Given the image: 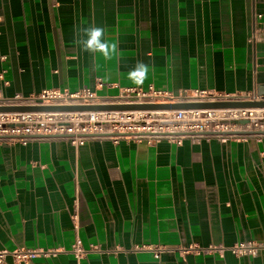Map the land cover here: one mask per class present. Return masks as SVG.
<instances>
[{
    "label": "crops",
    "instance_id": "1",
    "mask_svg": "<svg viewBox=\"0 0 264 264\" xmlns=\"http://www.w3.org/2000/svg\"><path fill=\"white\" fill-rule=\"evenodd\" d=\"M88 26L118 45L111 59L75 43ZM263 66L264 0H0V102L52 88L100 102L151 86L257 93ZM241 241L264 242V136L0 139L6 264H264V248L230 250Z\"/></svg>",
    "mask_w": 264,
    "mask_h": 264
},
{
    "label": "built area",
    "instance_id": "2",
    "mask_svg": "<svg viewBox=\"0 0 264 264\" xmlns=\"http://www.w3.org/2000/svg\"><path fill=\"white\" fill-rule=\"evenodd\" d=\"M264 99L255 91L239 94L220 93L196 89L192 93L174 95L151 86L148 90L129 88L116 101L170 102L192 100L214 102L225 100ZM13 102L28 104L69 105L100 103L96 92L90 88L70 92L58 88L44 89L28 98ZM233 131L264 132V108H192L155 110H79L56 112H0V139L21 141L44 137L65 138L74 144H84L90 139L146 140L150 143L167 139L181 143L184 139L203 137H241L249 134H229ZM258 137L264 133L251 134ZM264 248L262 241H241L230 247L236 255L257 254ZM77 259L86 255V248L77 239L73 245ZM16 259H26L39 251L17 250ZM5 251L0 252V264H6Z\"/></svg>",
    "mask_w": 264,
    "mask_h": 264
},
{
    "label": "water",
    "instance_id": "3",
    "mask_svg": "<svg viewBox=\"0 0 264 264\" xmlns=\"http://www.w3.org/2000/svg\"><path fill=\"white\" fill-rule=\"evenodd\" d=\"M257 95L264 96V66L259 68ZM247 107L264 108V99L225 100L214 102H199L192 100H179L170 102H134L111 101L92 104L47 105L28 104L18 102H0V112H56V111H83V110H155V109H192V108H228ZM262 131L247 132L233 131L229 134H257Z\"/></svg>",
    "mask_w": 264,
    "mask_h": 264
},
{
    "label": "clouds",
    "instance_id": "4",
    "mask_svg": "<svg viewBox=\"0 0 264 264\" xmlns=\"http://www.w3.org/2000/svg\"><path fill=\"white\" fill-rule=\"evenodd\" d=\"M75 43L79 45L82 51L101 54L105 59H111L117 52L118 47L116 43H110L105 38V29L101 26L78 28ZM147 72V66L143 63H138L135 71L129 75L134 83L142 84Z\"/></svg>",
    "mask_w": 264,
    "mask_h": 264
}]
</instances>
